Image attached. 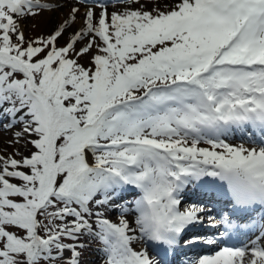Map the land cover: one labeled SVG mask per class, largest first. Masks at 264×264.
<instances>
[{
  "label": "snow or ice",
  "instance_id": "obj_1",
  "mask_svg": "<svg viewBox=\"0 0 264 264\" xmlns=\"http://www.w3.org/2000/svg\"><path fill=\"white\" fill-rule=\"evenodd\" d=\"M150 3L75 0L26 40L21 20L64 5L0 0V128L18 129L0 154V264H81L83 238L102 264H162L141 242L170 264L241 227L247 242L185 264H264V0ZM193 185L232 206L207 216L220 238H188L210 211L181 207Z\"/></svg>",
  "mask_w": 264,
  "mask_h": 264
},
{
  "label": "rangeland",
  "instance_id": "obj_2",
  "mask_svg": "<svg viewBox=\"0 0 264 264\" xmlns=\"http://www.w3.org/2000/svg\"><path fill=\"white\" fill-rule=\"evenodd\" d=\"M103 2L107 3L109 5L108 6V12L109 13L118 10L117 7L113 6V4L115 3L114 0H103ZM143 2L148 3L149 7H151L150 0H143ZM161 2L162 3L166 2V0H161ZM120 7H123V6L121 5ZM98 11H99V9H97V12ZM42 15H38L35 17H28V18H25V19L20 21L23 24L22 29L24 31L26 40L34 39V38L41 36V35H46L54 29L56 24L52 25V23H47V24L42 23V19H41ZM66 38L67 37H65V39ZM60 43L63 44L64 41L61 40ZM86 62H87L86 59L81 61V63H86ZM16 130H18V129H13L12 131H5L2 128H0V137H1V139H0V154H5V155L11 154L15 150L12 146L9 145L8 142H4V139L10 138V140H11L13 138V132ZM226 142H228V139H226ZM236 142L238 144H244L245 143V142H242L240 140H236ZM247 143H249V142H247ZM16 147L19 149V151L24 152L25 154L27 153V149L25 147H23L22 145H17ZM16 158L19 159V156H17ZM127 198L132 199L131 196H129ZM185 201H183V202H185ZM115 215H116L115 213H112L113 218L115 217ZM82 242L85 244V248H84V250L82 252V256H81V264H88L90 254L93 251L97 250L99 248V245L97 242L91 240L90 238H83ZM204 245H206V244H204ZM206 246H210V245H206ZM222 246L223 245L216 246L215 249L211 250L208 254H211V253L214 254L215 251H217L218 248L222 247ZM102 255H103L102 253L99 254L98 259L94 264H102Z\"/></svg>",
  "mask_w": 264,
  "mask_h": 264
},
{
  "label": "bare ground",
  "instance_id": "obj_3",
  "mask_svg": "<svg viewBox=\"0 0 264 264\" xmlns=\"http://www.w3.org/2000/svg\"><path fill=\"white\" fill-rule=\"evenodd\" d=\"M59 3L63 4L64 7L57 10V11H54V12H44V14L42 15L41 19H42V23L44 24H47V23H52L53 24H58L61 20H63L65 18V16L67 15L69 9L73 6V4L75 3L74 0H58ZM81 11H83V9H81ZM22 27H23V24L22 22H20ZM79 24V22H78ZM239 134L237 132H233V134H231L230 136L227 137L228 139V142L232 143V144H238L237 142H235L237 140V136ZM4 138V137H3ZM1 139V137H0ZM7 139V140H6ZM10 140V138H5L4 139V142H8ZM245 146H252L250 144H245ZM200 192H197L195 193L194 195H189L188 193H184V197L183 199L185 200H189V199H197V197L199 196ZM189 205V203L187 202H183V204L181 205L182 207H187ZM217 221H220L219 219ZM195 233H198L199 231L198 230H195L194 231ZM202 234H211V237H216V238H219V236L217 234H213L212 232H201ZM190 238V237H189ZM250 237L247 236V238L244 240V242H247L248 239ZM251 239H255V236H251ZM148 244H145V243H135L133 246L134 248H136L137 250H140L142 248H147ZM215 249V246H212L209 247V248H200L198 252H188L186 254L187 257H184L183 259H179V261L176 263V264H185L186 261L188 260H194V259H197L199 256H202V255H205L209 250H213ZM203 252H206L204 254H200V253H203ZM101 252H99L98 250H95L93 251L91 254H90V257H89V262L88 264H94L97 259H98V256ZM212 254V253H211ZM196 255H199V256H196ZM159 259V258H158Z\"/></svg>",
  "mask_w": 264,
  "mask_h": 264
}]
</instances>
